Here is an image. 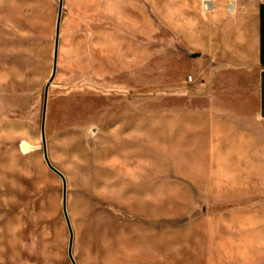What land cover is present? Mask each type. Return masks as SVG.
Wrapping results in <instances>:
<instances>
[{
    "label": "rangeland",
    "instance_id": "obj_1",
    "mask_svg": "<svg viewBox=\"0 0 264 264\" xmlns=\"http://www.w3.org/2000/svg\"><path fill=\"white\" fill-rule=\"evenodd\" d=\"M57 6L0 0V264H72L62 181L40 138ZM197 47L188 57L175 45L173 88L159 92L152 0H63L45 140L76 264L231 259L216 205L202 204L200 113L169 107L199 76Z\"/></svg>",
    "mask_w": 264,
    "mask_h": 264
},
{
    "label": "crops",
    "instance_id": "obj_2",
    "mask_svg": "<svg viewBox=\"0 0 264 264\" xmlns=\"http://www.w3.org/2000/svg\"><path fill=\"white\" fill-rule=\"evenodd\" d=\"M152 16L154 90L173 88L175 45H188V57L200 45L199 76L187 75L169 107L200 113L202 204L216 205L231 253L201 264H264V0H152Z\"/></svg>",
    "mask_w": 264,
    "mask_h": 264
},
{
    "label": "water",
    "instance_id": "obj_3",
    "mask_svg": "<svg viewBox=\"0 0 264 264\" xmlns=\"http://www.w3.org/2000/svg\"><path fill=\"white\" fill-rule=\"evenodd\" d=\"M62 4H63V0H58L57 16H56V23H55V34H54L52 69H51V74L47 82L45 83L44 89H43L41 116H40V138H41V144H42V153H43V157H44V160L47 166L52 171H54L57 175H59L62 181V211H63L64 219H65V222L68 228V232H69L67 254H68V257L71 263L76 264L72 256L73 231H72L70 221H69L67 211H66V181H65L64 175L56 167H54L52 163L50 162L48 155H47L46 140H45V117H46V107H47V96H48V89H49L50 83L52 82L55 76L56 67H57V53H58L59 28H60V21H61Z\"/></svg>",
    "mask_w": 264,
    "mask_h": 264
},
{
    "label": "built area",
    "instance_id": "obj_4",
    "mask_svg": "<svg viewBox=\"0 0 264 264\" xmlns=\"http://www.w3.org/2000/svg\"><path fill=\"white\" fill-rule=\"evenodd\" d=\"M209 4H210V0H205V5H206V7H207ZM190 79H191V77L188 76V80H190Z\"/></svg>",
    "mask_w": 264,
    "mask_h": 264
}]
</instances>
